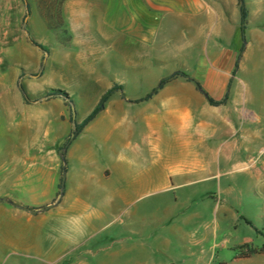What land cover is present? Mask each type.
<instances>
[{
  "label": "rangeland",
  "instance_id": "374dc122",
  "mask_svg": "<svg viewBox=\"0 0 264 264\" xmlns=\"http://www.w3.org/2000/svg\"><path fill=\"white\" fill-rule=\"evenodd\" d=\"M215 5L220 7L217 2ZM244 9V31L236 8L230 7L227 14L223 9L209 44H220L223 63H227L228 53L240 46L232 72L238 70L237 75L246 86L249 108L255 117L252 155L255 165L261 168L264 0H244ZM237 11H241L240 6ZM54 18L59 21L54 8L48 10L41 0H0L1 264H48L53 258L47 254L58 255L60 262L69 257L74 264H264V254L259 253L264 243V172L257 176L247 160L221 178L220 193L212 191L218 179L196 194L154 192L129 198L128 193L95 191L83 196L85 205L78 208L77 215L71 213L75 198L67 194L65 180L61 188L63 169L59 171L54 164L59 162L58 152L70 142L75 125L96 105L93 100L100 86L93 77L117 66L75 64L70 35L64 28L55 27L58 23ZM32 42L42 46L45 53ZM190 66L208 85L213 80L224 83L216 71L224 70L221 64H215L212 70L200 57ZM159 69L158 76L163 75ZM125 84L130 96L135 90L143 92L148 83L134 84L129 77ZM19 85L24 88L28 103L23 101ZM152 85L155 89L157 84ZM220 91L217 95L226 94ZM56 92L65 94L68 101L54 96ZM26 145L35 155L28 162L29 169L41 171V183L32 186L36 189L33 192L32 187L28 192H9L10 185L21 183L22 162L15 156L20 157ZM34 179L30 176V181ZM22 199V207L29 210L32 205H43V210L55 205L27 225V242H38L44 254L39 259L30 251L17 249L14 240L7 237L8 224L1 212L9 203L3 200ZM11 232L20 233L16 224H12Z\"/></svg>",
  "mask_w": 264,
  "mask_h": 264
},
{
  "label": "crops",
  "instance_id": "0c3cea01",
  "mask_svg": "<svg viewBox=\"0 0 264 264\" xmlns=\"http://www.w3.org/2000/svg\"><path fill=\"white\" fill-rule=\"evenodd\" d=\"M228 1L229 5L227 0L64 2L61 28L70 35L75 64L117 66L93 77L100 89L95 92L96 105L85 113V118L107 92L120 88L67 148L66 164L59 156V162L54 164L59 171L63 169L67 194L75 198L72 214L77 215L78 208L85 205L83 196L90 192L128 193L129 198L154 192L196 194L218 179L212 191L220 193L221 178L245 160L257 176L264 172V166L258 168L252 155L255 117L249 108L246 86L237 75L238 70L232 72L240 46L228 53L227 63H223L220 44H209L223 9L226 14L230 7L236 8V14L241 12L237 11L238 0ZM200 57L212 70L215 64L223 66L224 70L216 71L224 83L213 80L208 85L195 69H190ZM158 69L163 75L158 76ZM176 73L184 77L174 78L158 90L162 80ZM129 77L134 84L148 83L143 92L126 94L124 86ZM152 82L157 84L155 89ZM220 90L226 94L217 95ZM148 96L152 98L143 101ZM209 100L217 105H211ZM23 149L20 157L15 156L22 162L21 183L10 185L9 192H28L29 187L41 183V171L29 169L28 162L35 156L31 155L30 145ZM30 176L35 179L30 181ZM35 190L32 187L30 192ZM10 200L1 212L8 224L7 237L14 240L17 249L42 258L40 244H29L25 232L27 225L45 212L43 205L31 204V210L37 212L31 214L19 209L23 199ZM52 208L55 205L49 209ZM12 224L18 226L20 233L11 232ZM48 255L53 258L48 264H74L69 257L60 262L58 255Z\"/></svg>",
  "mask_w": 264,
  "mask_h": 264
},
{
  "label": "trees",
  "instance_id": "16d2710c",
  "mask_svg": "<svg viewBox=\"0 0 264 264\" xmlns=\"http://www.w3.org/2000/svg\"><path fill=\"white\" fill-rule=\"evenodd\" d=\"M24 2V0H22ZM44 4V7L48 8V10H53L54 8V11H56V15H58L59 17V22H58V25L57 27L61 28L62 27V23H61V18H60V15H61V8H62V5L64 4V2L66 0H41ZM238 4L241 8V12H240V20H241V27H242V31H244L245 29V24H246V15H247V12L246 10L244 9V0H238ZM48 6V7H47ZM26 10H27V14L29 13V8L28 6H26ZM54 20L57 22V19L54 18ZM32 45L34 47H36L37 49H39L40 51H42L43 53H45L44 51V48L42 46H39L37 45L36 43L32 42ZM177 77H184V75L180 74V73H176L174 75H172L171 77L167 78V79H164L162 80L159 85H158V90H161L165 85H167L171 80H173L174 78H177ZM117 90H120V88H113L111 91L107 92L99 101L97 107L93 110V112L88 116L86 117L79 125H75V132H77V136H79L83 130L99 115V113H101L104 109V105L106 103V101L108 100V98L111 96V94L114 92V91H117ZM18 91L23 99V101L25 103H28L29 102V99H28V96L24 90V88L22 86H18ZM156 93V92H155ZM54 96H59L61 97L62 99H64L65 101H68L67 100V96L61 92H56L54 94ZM152 98V96H148L147 98H145L143 101H148ZM209 103L211 105H217L215 104L212 100H209ZM255 233H257V231L255 230ZM260 254H264V243L259 251Z\"/></svg>",
  "mask_w": 264,
  "mask_h": 264
},
{
  "label": "water",
  "instance_id": "95a60500",
  "mask_svg": "<svg viewBox=\"0 0 264 264\" xmlns=\"http://www.w3.org/2000/svg\"><path fill=\"white\" fill-rule=\"evenodd\" d=\"M28 16V14H27ZM27 20V18L25 19V21ZM27 35V34H26ZM77 137V132H74L72 137H71V140L68 144H66V146L61 149L59 152H58V156L62 159V161L64 162V154L66 153L67 151V148L69 147V144ZM64 177L62 178L61 180V188L63 189L64 188ZM3 202H8V200H3ZM50 207H53V206H50ZM50 207L46 208L44 211H47ZM20 210H23V211H26V212H29L31 214H36L37 212L35 211H32V210H28V209H25V208H22V207H19Z\"/></svg>",
  "mask_w": 264,
  "mask_h": 264
}]
</instances>
